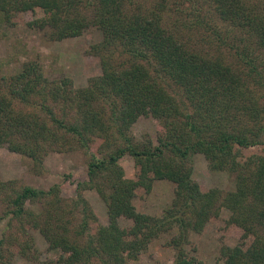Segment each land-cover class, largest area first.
<instances>
[{"label": "trees", "instance_id": "trees-1", "mask_svg": "<svg viewBox=\"0 0 264 264\" xmlns=\"http://www.w3.org/2000/svg\"><path fill=\"white\" fill-rule=\"evenodd\" d=\"M16 23L50 40L98 31L85 51L100 72L79 86L47 77L35 58L0 72V146L36 174L48 151L77 149L86 174L71 196L59 182L0 179V264L35 257L31 230L59 264H127L172 229L169 264H203L189 234L207 222L236 238L220 246L222 264H264V0H0V25ZM138 116L155 119L153 134L134 137ZM194 153L232 174L233 189L194 179ZM154 179L173 183L158 215L133 204ZM85 189L104 203L105 223Z\"/></svg>", "mask_w": 264, "mask_h": 264}, {"label": "rangeland", "instance_id": "rangeland-1", "mask_svg": "<svg viewBox=\"0 0 264 264\" xmlns=\"http://www.w3.org/2000/svg\"><path fill=\"white\" fill-rule=\"evenodd\" d=\"M30 18L29 13L23 19ZM45 30L32 28L25 23L10 26L0 25V72L9 73L15 70L22 60L35 58L43 68L47 77L68 76L74 85H84L86 78L100 72L99 59L96 55L87 53L85 47L100 39L98 31H88L80 35L50 40L45 36ZM156 121L150 116H138L131 125V131L136 139L154 133ZM125 176H131L133 171L132 158L125 154L118 159ZM30 159L17 152L0 146V179L17 178L22 182L36 187L46 188L50 183H61L60 193L63 196L74 194L77 180L86 178L84 158L80 150L48 151L43 158V172L33 173ZM194 179L204 185L233 189V175L223 169H211L201 153L193 154ZM173 183L167 179H154L150 191L142 197L133 199L136 209L158 215L167 205L172 195ZM83 195L89 202L97 219L106 222L105 207L102 200L93 189L83 190ZM2 205L0 204V211ZM222 216H227L225 208L220 210ZM5 218L0 219V232ZM121 224L129 221L120 219ZM175 229L158 234L152 238L147 248L135 259H128L127 264H169L173 250L166 244ZM35 257L26 259L16 256L18 264H59L55 261L57 250L47 249L46 245L35 230ZM189 239L194 245V253L203 264H222L219 248L222 244H233L235 236L224 235L211 222H207L198 233H190Z\"/></svg>", "mask_w": 264, "mask_h": 264}]
</instances>
